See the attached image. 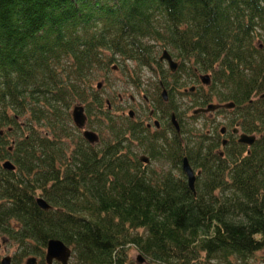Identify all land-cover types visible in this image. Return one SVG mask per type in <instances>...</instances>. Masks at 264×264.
Segmentation results:
<instances>
[{
    "label": "trees",
    "instance_id": "16d2710c",
    "mask_svg": "<svg viewBox=\"0 0 264 264\" xmlns=\"http://www.w3.org/2000/svg\"><path fill=\"white\" fill-rule=\"evenodd\" d=\"M161 46L193 61L188 73L212 71L243 131L262 135L250 154L242 144L222 154L211 135L194 140L195 191L181 139L160 154L179 175L144 169L126 123L91 85L114 59L150 65ZM263 95L264 0H0V235L38 264L53 238L76 264H137L132 250L148 264L255 255L264 250ZM81 104L91 122L107 115L99 147L84 134L69 146Z\"/></svg>",
    "mask_w": 264,
    "mask_h": 264
},
{
    "label": "flooded vegetation",
    "instance_id": "af4514ba",
    "mask_svg": "<svg viewBox=\"0 0 264 264\" xmlns=\"http://www.w3.org/2000/svg\"><path fill=\"white\" fill-rule=\"evenodd\" d=\"M170 59L174 63H176V68L173 69L170 64ZM119 60V59H118ZM118 60H113L118 61ZM124 63L126 61L124 59ZM193 60V59H192ZM191 60V61H192ZM196 61V60H195ZM134 62V61H133ZM167 62L169 65L168 71H158L157 74L160 75L159 79V87L157 89L156 98L149 97L144 91H139V96L144 99L145 105H143V102L140 103V106L136 108V106L129 107L127 111L123 110V114L126 115V127L128 128V131L130 133V137H132V144L135 143V141H138L139 143L133 145L135 157H138L140 160L141 166L144 169H148L151 167V163H153L154 160L160 159L159 156L163 152H161V149L164 148V146H169L170 142L175 139L176 137H179L183 143V150L181 151V154L183 156V163H182V170L188 180L189 183V175L184 169V159H188L189 164L191 168L194 171L196 182L199 180V178L203 174V169L197 165L194 164L193 160V153L192 149L195 146L194 143H191L194 141V137L190 135L188 126L182 122L183 116H181L178 112L175 106L173 105L174 100L173 97L185 95L188 93H191L192 95H195L193 100V115L194 116H200V115H206L208 113H214L215 111H237L238 116H235V118L231 119L230 126L224 125L221 127L219 132H217V135L213 132L212 128H209L208 132L209 134H203L202 136H212L211 142H215L217 144L215 150L219 151L223 154L225 152L226 147H230L232 145L236 144H242L245 146L246 154H250L252 147L257 142V140L262 137L260 133H249L243 131L242 128V118H241V109L237 107V104L234 101H228L223 100V97H221V89L220 84L217 81V77L213 74L212 71H195L193 73H187L184 77H187L193 82L192 86H181L177 83L175 80L176 77H178L179 74H183L182 70L185 69L184 66L188 62L185 60H182L178 58L170 49L168 48H162V53L160 55V58L158 60L159 66L162 65V63ZM137 64V62H135ZM139 65V64H137ZM119 64L114 65V69L119 68ZM154 59H152V63L150 65L141 66V67H147L152 68L154 67ZM194 66V65H192ZM160 68V67H159ZM128 71L134 75V77H137V75H141L140 72L137 70L128 69ZM138 78V77H137ZM148 82V81H146ZM145 82V83H146ZM135 84H139L138 80H134ZM98 85H102L101 82L98 83ZM102 87V86H101ZM208 89H210L208 91ZM101 89V88H100ZM203 89V90H202ZM202 91L204 93H202ZM264 98V95L262 96V99ZM106 99V98H105ZM131 101L134 103L136 102V96L131 95ZM120 100L123 101V95H120ZM253 101V100H252ZM108 102L111 103V100L108 99ZM234 103V107H227V104ZM84 107L85 114L87 117L86 124L83 128L78 129L83 131V134L85 131H94L98 134L99 140L98 142H101L102 138L101 135L94 130L91 125V119L88 115L86 106L81 104ZM211 106H215V109H212ZM217 106V108H216ZM109 108L112 109V103L109 105ZM130 123V124H129ZM130 125V126H127ZM233 126V127H231ZM215 128V127H214ZM247 134L249 136H254L255 140L253 143H244L240 141L241 135ZM216 135V136H215ZM189 136L191 139H189ZM86 139V138H85ZM88 142H90L88 139H86ZM95 142V143H98ZM200 142H204L201 141ZM91 143V142H90ZM91 143V144H95ZM205 143V142H204ZM202 144V143H201ZM200 144V145H201ZM143 153L141 156H139V153ZM192 158V159H191ZM177 168H175L176 170ZM170 170H168L169 172ZM190 186V185H189ZM195 191V189H194Z\"/></svg>",
    "mask_w": 264,
    "mask_h": 264
},
{
    "label": "rangeland",
    "instance_id": "374dc122",
    "mask_svg": "<svg viewBox=\"0 0 264 264\" xmlns=\"http://www.w3.org/2000/svg\"><path fill=\"white\" fill-rule=\"evenodd\" d=\"M163 48V46H161ZM159 49L154 50L155 55L154 57V67L147 68V67H141L137 65L132 60H127L126 63L123 62V60L119 59L118 61H114L111 63L110 67L108 68H102L98 72L95 73V79L91 81V85L93 88V92L97 93L100 92V94H97L98 96H102L106 99H110L112 103V109L110 116H114L116 121L118 123L124 122L126 123L127 114H123V110L127 111L129 107L140 106V103L143 102V105H145L144 99L139 96V91H144L149 97L156 98L157 89L159 87V79L160 75L157 74V71H168L169 65L167 62L162 63L161 66L158 64V60L160 58V55L162 53V48L158 47ZM119 64L118 69H114V65ZM192 65H194V62H190L185 64L184 68L182 70L183 74H179L178 77L175 78L177 83L181 86H192L193 82L188 79L187 77H184L188 73V69H191ZM160 67V68H159ZM128 69L137 70L141 73V75H137V77H134ZM134 80H138L139 84H135ZM148 81V82H146ZM102 83L101 89L97 88L98 83ZM146 82V83H145ZM209 87H207L208 89ZM203 90V89H202ZM210 89H208L209 91ZM202 93H204L202 91ZM120 95H123L124 100H120ZM131 95L136 96V102L134 103L131 101ZM89 96V95H88ZM195 95H192L191 93L185 94V95H179L176 97H173L174 103L173 105L177 109V112L183 116V121L189 128V134L192 135L195 139H205V136H202L203 134H209L208 130L209 128H212L214 130L213 132L217 135V132L223 127L224 125L230 126V120L235 118V116H238L237 111H230L228 110L224 111H215L214 113H208L206 115H200V116H194L193 115V100ZM78 102L72 103V106L77 104ZM73 108V107H71ZM72 109H70L71 112ZM93 121L91 122V127L96 130L103 140H105L109 134L110 131L108 129V119L101 115V113L98 114H92ZM229 118V121H228ZM103 122H101V121ZM100 122L102 124H100ZM68 127L70 128V137L67 139L70 148H74L76 142L82 140L83 137V131L78 129L76 125L74 124L73 119L71 122H69ZM215 127V128H214ZM233 127V126H231ZM212 135V134H211ZM215 135V136H216ZM212 140V137L209 138V140L206 139V143ZM138 141H135L134 145L138 144ZM193 143V142H191ZM101 143H98L96 147H99ZM219 147V146H218ZM219 150V149H218ZM139 156H141L143 153L140 151ZM160 159L154 160L153 163H151L150 172L155 171V173L160 172L159 174L163 172H168V170H173L175 175H179L178 171L173 169L171 164L167 162L166 159H163L159 156ZM0 255L1 257H5L7 255L12 256L13 261L12 264H26V261L31 256H37L35 254H29V255H23L20 251V247L18 246V243L14 240H10L8 238H5L0 235ZM140 253L137 250H132V258L137 264H148V262L143 261L140 262L139 260ZM39 257V256H37ZM69 264H76V259L72 255V258L69 262ZM202 264H264V250L258 251L255 253V255L247 258V259H239L236 257H231L230 260H224L219 257H204V260L202 261Z\"/></svg>",
    "mask_w": 264,
    "mask_h": 264
},
{
    "label": "water",
    "instance_id": "95a60500",
    "mask_svg": "<svg viewBox=\"0 0 264 264\" xmlns=\"http://www.w3.org/2000/svg\"><path fill=\"white\" fill-rule=\"evenodd\" d=\"M170 60H171L170 61L171 67L175 69L177 66L176 63H174L172 59ZM99 87L101 86L99 85ZM226 106L234 107L235 104L231 103V104H227ZM211 108L215 109V106H211ZM72 115L78 127L82 128L85 126L87 117L85 114L84 107L82 105H76L73 109ZM84 136L91 143L98 142L99 140L98 134L94 131L87 130L84 132ZM254 140H255L254 136H249L247 134L241 135V138H240V141L244 143H253ZM4 167L7 168L8 170L15 169V165L11 161H6L4 163ZM184 169L189 175V185L191 189L194 190L196 177H195L193 169L191 168L189 164L188 159H184ZM38 203L42 208L46 210L51 208V205L48 204V202L44 198H39ZM71 256H72V249L68 245H66L64 241L57 239V238H53L48 241V245L46 248V255H45V259L48 264H54V262L56 261L62 264H68ZM139 260L140 262L144 261V259L142 258H139ZM37 263H38V259L36 257L28 258V260L26 261V264H37ZM1 264H12V256L7 255L3 257L1 260Z\"/></svg>",
    "mask_w": 264,
    "mask_h": 264
},
{
    "label": "bare ground",
    "instance_id": "6f19581e",
    "mask_svg": "<svg viewBox=\"0 0 264 264\" xmlns=\"http://www.w3.org/2000/svg\"><path fill=\"white\" fill-rule=\"evenodd\" d=\"M71 257H72V256H71ZM70 260H71V258H70ZM70 260H69V261H70Z\"/></svg>",
    "mask_w": 264,
    "mask_h": 264
}]
</instances>
